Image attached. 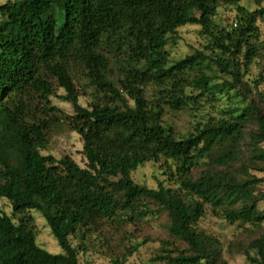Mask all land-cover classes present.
<instances>
[{"label": "trees", "instance_id": "obj_1", "mask_svg": "<svg viewBox=\"0 0 264 264\" xmlns=\"http://www.w3.org/2000/svg\"><path fill=\"white\" fill-rule=\"evenodd\" d=\"M251 1L256 10L239 5L238 23L230 29L218 27L214 18L222 2L240 0H6L0 6V196L12 202L14 213L40 211L64 250L52 254L40 247L28 216L15 222L0 214V264H84L71 236L142 199L162 205L170 234L188 245L189 252L159 258L229 264L220 242L196 224L205 215V203L231 222L264 221L259 207L264 191H255L264 178L252 173L264 172V112L249 104L231 119L176 134L164 121L166 110L182 111L195 103L185 91L189 84L213 87L206 74L189 82L201 51L169 65L166 46L178 28L199 24L217 48L220 65L226 61L232 72L234 55L244 46L250 64L257 55L250 40L259 36L258 17L264 18V0ZM225 51L232 54L227 60ZM74 73L94 87L89 107L79 102ZM149 82L159 85L154 99L145 94ZM57 85L73 106L74 115L66 120L84 141L85 168L69 155L57 159L41 152L59 120L60 108L50 100ZM5 92L10 94L6 100ZM216 145L224 149L215 161L228 169L194 178L193 166ZM162 158L174 162L170 173L177 187L160 181L149 188L132 179L139 166ZM236 163L242 175L234 170ZM241 249L250 261L264 264V234Z\"/></svg>", "mask_w": 264, "mask_h": 264}, {"label": "rangeland", "instance_id": "obj_2", "mask_svg": "<svg viewBox=\"0 0 264 264\" xmlns=\"http://www.w3.org/2000/svg\"><path fill=\"white\" fill-rule=\"evenodd\" d=\"M5 1L0 0V6ZM239 5L251 11L256 10L251 0H240L238 4L222 2L214 18L217 26L230 29L235 22L238 23ZM2 19L0 14V21ZM257 23L259 36L250 40L257 49V55L247 65L245 46L241 48L234 55L237 65L232 72L226 65V61L220 65L214 58L217 48L212 44L209 35L202 32L201 25L187 24L177 29L173 40L170 39L166 46L169 53V65L175 64L196 51H201L203 58L199 60L195 69L189 72V82L206 74L211 79L209 86L213 88L211 91L189 84L185 87V91L196 97L195 103L182 111L166 110L164 121L176 134L184 136L190 132H196L198 127H203L206 123L231 119L233 112V115L239 113L236 109L249 104L255 105L264 112V18L258 17ZM231 55L229 51H225L222 58L227 60ZM73 79L78 89L79 102L89 107L93 99L94 87L81 73H74ZM233 85L236 88H232ZM170 86L168 84L167 87ZM56 87V95L51 96L50 100L52 105L60 108L57 114L59 120L51 126L48 147L41 152L44 155H53L57 159L69 155L85 168L88 161L84 154V141L66 120L67 116L74 115L73 106L63 99L65 90L58 85ZM158 87L156 82L146 84L144 90L148 99L155 98ZM9 95L5 92L3 99L6 100ZM130 104H133L132 100ZM254 126L253 122L250 123L247 131ZM242 145L244 153L249 155V147L245 143ZM223 149L222 145H216L206 156L198 159L192 169L194 178L200 177L206 170H227V166L215 161V157ZM175 169L176 166L172 160L162 158L161 161H148L139 166L132 171L131 176L136 183L149 188H157L160 181L168 187L175 188L177 184L170 173ZM240 169L241 166L238 163L234 164V170ZM252 173L264 178V172L252 170ZM239 175H242L241 172ZM255 191H264V181L255 188ZM259 207L264 214V201L259 203ZM205 208V215L198 220L196 228L220 242L222 259L229 264H256L247 258L241 245H247L264 234V221L260 224L231 222L215 213L210 203H205ZM0 214L12 217L15 222H19L24 215L28 216L31 219L30 225L36 233L38 245L52 254L64 253L40 211L29 209L23 213H14L12 202L0 196ZM169 224L168 212L162 205L151 199H142L131 210L118 209L113 218L104 219L97 227L90 230L83 227L79 234L71 236L70 239L72 245L78 249L80 262L84 264H115L117 260L125 264H177L159 258L167 254L176 256L182 251L189 252L186 243L170 234ZM82 235L86 238L83 239ZM251 254L257 256L254 250H251Z\"/></svg>", "mask_w": 264, "mask_h": 264}]
</instances>
